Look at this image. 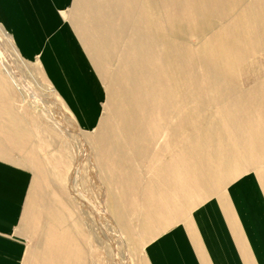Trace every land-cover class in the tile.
<instances>
[{"label": "rangeland", "instance_id": "1", "mask_svg": "<svg viewBox=\"0 0 264 264\" xmlns=\"http://www.w3.org/2000/svg\"><path fill=\"white\" fill-rule=\"evenodd\" d=\"M69 9L104 94L83 104L94 127L0 24V77L35 135L16 160L32 178L20 264H147L150 240L264 161V0Z\"/></svg>", "mask_w": 264, "mask_h": 264}, {"label": "crops", "instance_id": "2", "mask_svg": "<svg viewBox=\"0 0 264 264\" xmlns=\"http://www.w3.org/2000/svg\"><path fill=\"white\" fill-rule=\"evenodd\" d=\"M72 1L0 0V24L24 58L39 54L77 124L94 127L83 104L89 102L98 113L104 94L68 15ZM11 100L0 77V264H20L25 251L20 223L32 178L16 160L20 151H29L21 144L35 139L34 127L19 118ZM145 259L147 264H264V161L150 240Z\"/></svg>", "mask_w": 264, "mask_h": 264}, {"label": "bare ground", "instance_id": "3", "mask_svg": "<svg viewBox=\"0 0 264 264\" xmlns=\"http://www.w3.org/2000/svg\"><path fill=\"white\" fill-rule=\"evenodd\" d=\"M13 52L16 54V52H15V50H13ZM17 55V54H16ZM136 80V79H135ZM138 85V84H137ZM182 173H184V172H182ZM170 185V186H169ZM178 185H179V183H175V182H170V184H165L164 183V186H163V189H164V192H167L168 190H166L167 188H169V189H175L176 187H178ZM165 187H167V188H165ZM163 200H164V202L166 203V198H163ZM169 202V201H168ZM77 234L78 235H83L82 234V230L81 231H77Z\"/></svg>", "mask_w": 264, "mask_h": 264}]
</instances>
